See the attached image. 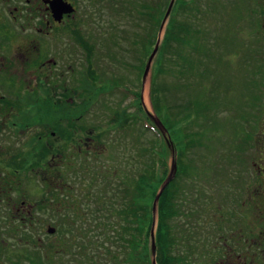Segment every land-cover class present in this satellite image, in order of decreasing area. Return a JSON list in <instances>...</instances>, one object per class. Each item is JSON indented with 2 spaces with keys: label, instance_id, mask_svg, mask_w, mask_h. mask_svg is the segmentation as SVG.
Segmentation results:
<instances>
[{
  "label": "rangeland",
  "instance_id": "rangeland-1",
  "mask_svg": "<svg viewBox=\"0 0 264 264\" xmlns=\"http://www.w3.org/2000/svg\"><path fill=\"white\" fill-rule=\"evenodd\" d=\"M75 1L86 13L82 26L86 36L89 33L98 35L96 42L99 47L94 51L86 45L84 95L79 100L84 102V112L79 121L78 114L71 115V119H75L81 129L96 131V145H83L82 148L70 146L64 150V162L49 169L54 174L51 192L41 189V184L27 186L29 198H36L38 203L50 207L36 212L35 226L21 228L20 240H5L1 264H70L80 258L87 244L85 252L97 258L95 264H101L97 252L100 243L108 242L109 246L117 243L118 239L113 238L115 234L111 240L106 226L111 230L118 224L116 213L111 211L117 207L115 202L120 177L134 169L130 163L133 158H140L141 152L137 147L140 135L134 133L136 127L124 124L123 113L119 114L127 109L129 116H136L134 97L131 93L129 96L122 94L123 89L116 87L122 85L132 93L141 92L143 113L153 117L152 122L168 145V175L174 160L178 162L171 138L154 121L150 94L156 57L145 85L143 74L140 76L135 68L141 63L140 53L138 55L137 52L143 49L142 44H135L137 34L146 35L148 32V0H132L133 4L131 0ZM187 1L192 7V21L198 23L205 34L200 42L206 45L205 51L209 54L206 60L197 55V59L205 60L199 67L203 70L207 66L210 73H207V78L195 81L191 91L188 87L180 92L171 91L168 99L177 98L184 104L186 99L197 94L208 103L214 118L208 123L209 129H206L204 137L199 139L203 146L190 150L184 157L194 172L205 168L207 171L206 175H202L203 179L195 176L194 172L183 179L184 183L196 185V188L183 198L180 204L182 213L177 221L182 230L193 228L191 257L196 260L206 258L204 264H222L228 241L234 243L236 254L241 252L242 259L248 264H264L263 199L262 213L254 211L255 193L260 189L258 185L264 186L256 168L260 153L258 126L260 120H264V33L260 32L264 30V0ZM184 12L179 8L181 20L186 18ZM187 13L190 14L189 8ZM168 21L169 18L163 21V29L160 28L158 33L159 46ZM110 54H114L116 60L110 59ZM113 78H122L127 82L120 83L119 79ZM162 79L170 80V76L167 73ZM77 97L80 96L75 92L71 108L80 103ZM128 119L136 124L131 117ZM118 120L120 123H116ZM216 126L220 128L219 133L214 130ZM214 132L217 134L214 135ZM246 138H249L248 142L243 143ZM147 155L143 151V161L147 160ZM248 197L254 198V201L249 200L245 207L243 201ZM63 211H69L62 221L65 223L62 229L65 234L59 230L60 213ZM197 214L201 217L200 222L197 217L193 219ZM200 235L202 237L198 238ZM151 240L153 244L152 236ZM239 241H242L241 245ZM182 249H185L184 246ZM236 254L234 259L229 257L228 262L224 259L225 262L241 264L240 259L235 260ZM251 254L256 257L253 256V262L249 263Z\"/></svg>",
  "mask_w": 264,
  "mask_h": 264
},
{
  "label": "flooded vegetation",
  "instance_id": "flooded-vegetation-1",
  "mask_svg": "<svg viewBox=\"0 0 264 264\" xmlns=\"http://www.w3.org/2000/svg\"><path fill=\"white\" fill-rule=\"evenodd\" d=\"M82 9L75 0H0V262L5 240H20L21 228L35 226L36 212L50 207L29 198L27 186L41 184L51 192L54 174L49 169L64 162V150L96 145V131L81 129L71 119L78 114L79 121L84 112L79 100L84 95L86 45L94 51L99 47L98 35L86 36L82 28ZM75 92L80 103L71 108ZM258 128L256 168L264 181V120ZM258 187L254 211L262 213L264 186ZM249 200L254 198L245 199V207ZM225 245L222 264L236 254L234 243ZM236 255L235 260L248 264L241 252ZM250 256L252 263L256 256Z\"/></svg>",
  "mask_w": 264,
  "mask_h": 264
},
{
  "label": "trees",
  "instance_id": "trees-1",
  "mask_svg": "<svg viewBox=\"0 0 264 264\" xmlns=\"http://www.w3.org/2000/svg\"><path fill=\"white\" fill-rule=\"evenodd\" d=\"M170 2L171 0L147 1L148 32L146 35L144 33L137 34L135 40V44H142L143 46L141 51H134L138 55L140 53L141 56V63L135 66L140 76L144 73L145 60L149 58L156 45L158 33ZM189 2L187 0L176 1L164 31L151 78L150 99L152 108L155 116L164 125L166 136L171 138L178 156L176 177L162 193L157 205L156 216L153 211L154 201L168 177V145L164 135L157 129L148 115L143 113L145 110L141 106L142 94L135 91L132 95L135 101L134 107L137 111L136 116L134 117V114L129 116L127 109L121 110L122 112L119 114L121 116L123 113L124 124L128 123L129 126L131 124L136 127L134 133L140 135L137 147L140 148L141 156L140 158H133L135 162L132 161L130 165L134 169L126 173L124 177H120L115 202L117 207L111 211L112 214L116 213L118 224L116 227L112 226L111 230L108 228L109 226H106L111 240L113 234H115L113 238L118 240L112 246H109L108 242L100 243L97 252L102 260L101 264H152L151 236L154 225L157 264H204L203 262H205L206 258L196 260L191 257L190 250H192V246L190 243L194 237L193 228L182 230L177 218L182 213L180 204L183 198L188 195V192L196 188V185L184 183V178L194 172L189 168L190 164L184 161V157L190 150L203 146V142L201 143L199 139L206 134V129H209L208 123L211 122L214 116L210 114L211 109H208V103L205 100L203 101L197 94L186 99L184 104L177 98L168 99L171 91L177 90L180 92L185 87H188V91H191L195 81H199L200 78H207V73H210L207 66L203 70L199 67L209 58V54L205 51L206 45L200 42L201 38H205L203 37L205 34L202 33L199 24L192 21L194 16ZM179 8H182L183 12L185 11L184 17L186 18L183 20L179 18ZM187 8L190 9V14L187 13ZM199 11L197 10V12ZM205 31L203 30V32ZM197 55L200 59L205 58V60L197 59ZM110 56V59L116 60L114 54H110ZM167 73L170 80L165 81L162 77ZM113 79H119L120 83L122 81L127 82L122 78ZM259 99H261L260 96ZM257 101L258 97L255 99V104H257ZM128 117H131V120L135 121L136 124H132ZM202 120L204 123L200 124ZM116 123H120L119 120ZM137 125L140 127L137 128ZM123 127L126 126L123 125ZM210 128L212 129V127ZM215 129L217 133L220 132L219 127L216 126ZM216 132H214V135L217 134ZM247 139L249 138H246L243 143H247ZM143 151L148 154L146 161H143L142 158ZM206 171V168L199 169L194 174L195 176L199 175V179H201L202 175H206ZM188 187L191 188L188 190ZM188 203L186 200V204ZM99 204L100 201L97 202V205ZM68 212L63 211L60 213L62 219L59 230L62 234L64 233L63 226H65L62 221L65 220V214H68ZM189 216H192V214H189ZM196 217L200 222V215L197 214L193 219ZM200 237L202 235L198 238ZM83 243L87 244L86 242ZM87 246L89 245L84 246L80 258L71 261L70 264H95L97 258L85 252ZM183 246L184 250L182 249ZM199 256L202 257L203 255Z\"/></svg>",
  "mask_w": 264,
  "mask_h": 264
},
{
  "label": "water",
  "instance_id": "water-1",
  "mask_svg": "<svg viewBox=\"0 0 264 264\" xmlns=\"http://www.w3.org/2000/svg\"><path fill=\"white\" fill-rule=\"evenodd\" d=\"M175 0H172L171 2V5L166 13V16H165V20L169 17L170 15V12H171V9H172V6L174 4ZM158 48H159V41L158 43L156 44L155 46V49L152 53V55L150 56L149 60H148V63H147V66H146V70H145V74H144V82L146 81L147 77H148V74H149V71H150V67H151V64L158 52ZM154 121L156 122V124L162 129L164 130V127L162 125V123L154 118ZM176 171H177V165H176V161L174 160L173 162V166H172V169H171V172L170 174L168 175L167 179L165 180L163 186L161 187L159 193L157 194L156 198H155V201H154V212H156V209H157V204L159 202V199L161 197V194L163 193V191L166 189V187L169 185V183L174 179L175 177V174H176ZM155 235H154V229L152 230V239H153V244H152V254H153V264H156V245H155Z\"/></svg>",
  "mask_w": 264,
  "mask_h": 264
}]
</instances>
